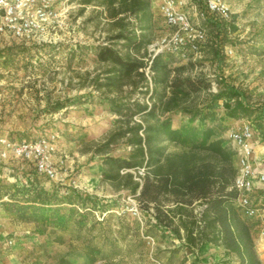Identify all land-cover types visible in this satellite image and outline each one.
<instances>
[{
    "label": "trees",
    "instance_id": "16d2710c",
    "mask_svg": "<svg viewBox=\"0 0 264 264\" xmlns=\"http://www.w3.org/2000/svg\"><path fill=\"white\" fill-rule=\"evenodd\" d=\"M83 1L96 7L85 22L102 24L104 34L93 45L79 44L71 59L84 52L92 55L94 69L79 74L80 86L96 91L116 118L103 137L82 140L81 151L100 156L101 179L133 195L155 225L169 229L185 247L198 252L206 244L221 246V264H263L253 237L262 223L245 216L237 205L236 151L224 133L234 120L257 111L263 116L264 107L249 101L247 92L233 84L212 92L213 82L201 69L203 60L183 61L166 51L153 52L149 59L139 56L136 49L154 24L151 0ZM198 2L211 29L206 47L222 61L229 36L238 30L235 18L215 14L203 0ZM26 50L27 46L14 44L0 56L14 60ZM63 107L59 102L48 111ZM4 168L0 164V175ZM12 175L14 182L0 179V200L17 219L63 227L59 219L65 214L74 230L88 229L84 238L78 235L85 259L62 254L57 264H95L120 253L111 229L89 236L96 224L103 223L96 220L97 212L113 215L107 200L73 186H46L37 171ZM4 196L8 200H2ZM130 229L123 224L118 233L125 237ZM171 251L174 255L179 248Z\"/></svg>",
    "mask_w": 264,
    "mask_h": 264
},
{
    "label": "rangeland",
    "instance_id": "374dc122",
    "mask_svg": "<svg viewBox=\"0 0 264 264\" xmlns=\"http://www.w3.org/2000/svg\"><path fill=\"white\" fill-rule=\"evenodd\" d=\"M222 1L229 6L230 16L235 18L238 27L224 46L225 58L217 61L206 47L211 29L200 15L198 0L188 3L185 9L195 23L206 25L207 42L197 53L188 50L185 57L181 54H175V57L183 61L190 58L203 60L201 69L213 82L212 92L224 88V84H233L247 92L249 101L251 98L253 103L264 107V0ZM151 2L153 28L136 49V53L146 59L150 58L161 37L172 31L161 13L162 0ZM95 8L83 0H66L62 5L61 21L41 42L25 44L0 33V51L14 44L28 47L17 53L14 60L0 56V140L8 138L18 142L42 136L49 138L56 145L54 165L57 170L56 177L50 178L39 173L34 162L17 158L12 152L3 157L0 141V164L6 167L0 179L14 182L12 174L20 177L23 172L37 171L46 186H73L107 200L113 215L104 217L97 212L96 220L103 223L96 224L89 236L99 235L104 228L111 229L110 237L116 241L120 253L109 260L100 258L95 264H221L224 251L220 246L204 245L194 252L182 245L169 229L155 225L150 212L141 209L133 195L116 190L101 179L100 156L81 151L82 140L103 137L116 118L96 91L80 86L79 74L94 69L92 55L84 52L71 59L72 50L78 49L79 44L93 45L104 34L102 24L95 26L85 22ZM133 18H136L135 14ZM82 98L87 99L79 102ZM59 102L64 104L62 109L48 111ZM243 122L254 124L257 132L254 149L264 154V115L257 111L252 116L234 120L231 127ZM122 151L121 148L116 153ZM258 158L262 168L264 157ZM255 183L257 191L254 195H258L257 202L264 208V182L256 180ZM2 200H8V197L4 196ZM122 216H125L123 223ZM66 218L65 214L60 216L63 227L23 222L6 210L0 200V264H57V258L62 254L83 261L85 245L82 238L88 229L76 231ZM254 219L264 223V211L260 210ZM123 224L131 228L125 237L118 233ZM174 248H179V252L172 255ZM184 256L185 263L182 261Z\"/></svg>",
    "mask_w": 264,
    "mask_h": 264
},
{
    "label": "built area",
    "instance_id": "2783aa9c",
    "mask_svg": "<svg viewBox=\"0 0 264 264\" xmlns=\"http://www.w3.org/2000/svg\"><path fill=\"white\" fill-rule=\"evenodd\" d=\"M66 0H0V33L7 34L22 43L41 42L50 29L61 21L62 5ZM196 0H162L161 13L172 31L161 37L154 53L171 52L186 56V51L197 53L207 42V29L192 20L185 9ZM209 11L230 19L229 6L222 0H203ZM203 16V13L200 12ZM232 52V50H229ZM256 128L251 122H243L228 129L226 139L236 151L238 172L234 183L237 205L247 217H256L262 209L252 191L256 180L264 182V171L254 165V137ZM3 157L8 152L24 160L34 162L39 173L50 178L57 175L54 165L55 143L46 137L11 141L0 140ZM259 242L264 257V225L259 230Z\"/></svg>",
    "mask_w": 264,
    "mask_h": 264
},
{
    "label": "crops",
    "instance_id": "0c3cea01",
    "mask_svg": "<svg viewBox=\"0 0 264 264\" xmlns=\"http://www.w3.org/2000/svg\"><path fill=\"white\" fill-rule=\"evenodd\" d=\"M5 36H7V37H10L9 35H7V34H4ZM12 38V37H11ZM12 39H14V38H12ZM15 40V39H14ZM228 131V130H227ZM227 131L224 133V137L226 138V135H227ZM255 134H257V132H255ZM255 141H256V135H255V137H254V147H255ZM229 142V141H228ZM230 143V142H229ZM262 155V156H261ZM258 156L259 157H261V158H263L264 157V154L262 153H260L258 150H255L254 149V157H253V159H254V165H255V169L257 170V171H264V166L262 167V168H260V166H259V161L257 160V159H260V158H258ZM256 184H255V188H254V190L252 191V193L254 194L257 190H256ZM260 195H262L263 196V194H260ZM254 197L257 199L258 198V195L256 196V195H254ZM262 211H264V208H262L261 209ZM264 225V223H262V224H260V225H258L254 230H253V237H254V241H255V244H256V251H257V253H258V255H259V257L261 258V260H262V263L264 264V257H263V253H262V250H261V247H260V242H259V230H260V228L262 227ZM206 245H209V244H206ZM220 250L221 251H224V249L220 246ZM196 253H193V255H195Z\"/></svg>",
    "mask_w": 264,
    "mask_h": 264
}]
</instances>
